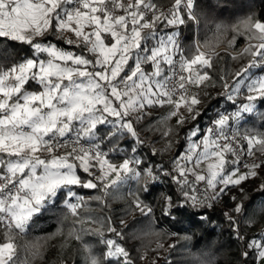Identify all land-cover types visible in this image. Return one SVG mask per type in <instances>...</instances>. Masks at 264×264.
Masks as SVG:
<instances>
[{"label": "snow or ice", "instance_id": "snow-or-ice-1", "mask_svg": "<svg viewBox=\"0 0 264 264\" xmlns=\"http://www.w3.org/2000/svg\"><path fill=\"white\" fill-rule=\"evenodd\" d=\"M200 7V0L167 7L160 0H0V264L41 255L39 242L19 240L59 204L73 218L68 236L79 242L82 264H135L125 244L136 233L123 230V217L118 228L111 215L96 214L93 203L103 211L131 197L129 210L151 221L148 200L158 193L162 215L180 223L264 170L256 155H264V17L254 11L216 25L217 39L233 33L230 49L238 36L246 41L232 60L250 57L231 83L230 72L219 77L231 110L189 128L167 164L153 160L154 147L143 154L141 132L163 139L172 118L178 128L196 121L201 94L216 85L210 70L218 53L207 41L182 43L183 27L200 23ZM157 109L166 111L153 119ZM256 193L247 204L246 195L230 197L236 216L224 213L242 242L239 225L264 213V183ZM245 247V261L264 262V231ZM189 264L214 261L192 253Z\"/></svg>", "mask_w": 264, "mask_h": 264}, {"label": "trees", "instance_id": "trees-1", "mask_svg": "<svg viewBox=\"0 0 264 264\" xmlns=\"http://www.w3.org/2000/svg\"><path fill=\"white\" fill-rule=\"evenodd\" d=\"M160 3L166 7L169 6L171 0H160ZM201 7L198 10L201 14L199 25L189 23L184 26L182 31L185 39L182 41L185 45L194 43L199 40L201 43L207 41L211 48L210 51L218 53L213 60V68L210 70L216 79L215 87L208 88L207 95L201 94V104L197 106L202 115L197 117L196 121H190L183 127H177L176 121L172 118L168 121L169 127L173 128L172 134L167 138H161L159 132H141L143 139L147 144L143 148L144 155H151L154 147L158 155L153 157L155 162H167L171 157L182 150L184 141L182 139L184 133L196 123H200L203 127L207 124L210 117L215 114L216 109L220 105L231 106L230 101H226L219 93L217 88H222L219 77L225 71L230 72L227 80L229 81L235 76V72L246 65L250 57L242 56L237 60H232L228 51L220 47H228V41L231 40L233 33L229 30L223 33L217 39L216 25L233 24L239 16L246 15L249 11H254L258 15L264 17V0H200ZM246 41L244 37L238 36L233 46V51H239L245 47ZM13 50L9 49V53ZM15 55H23L24 53L18 48ZM166 109H157L152 113V118L162 115ZM259 111L264 112V107H260ZM256 127H259L261 121L253 118ZM169 140L171 148L163 151ZM259 159H264V155L256 154ZM260 174L245 181L239 187L232 190L238 191L234 196L237 202L244 199L246 195L248 199L244 200L247 204L256 197V190L264 183V170H259ZM240 188H243L241 193ZM161 190H166L162 186ZM82 195L90 194L89 190H81ZM156 196L150 197L148 203L153 208L152 220L143 217L138 210H129L128 201L131 199H115L110 202L108 209L103 211L93 203V211L98 215H111L115 222V226L122 228L119 219L123 217L125 224L129 228L123 229L128 233H136L134 238L126 240L125 246L129 249L135 264H189L191 254H206L207 257L214 261V264H253L251 259L245 261L242 252L246 251V243L253 237L258 236L264 231V213H257L255 222L252 224H240V234L245 238L240 241L235 237L234 230L229 227V222L224 213L228 212L233 216L227 208H220L214 204L212 208H200L192 210L196 214L194 216L181 218L180 223L170 221L162 215L160 204ZM226 206L234 207V202L229 196L224 197ZM126 212L129 214L125 215ZM66 209L62 204L51 208L35 219V223L30 228L28 234L19 240L21 245L26 242H39L41 255L33 259L28 256L29 264H82V250L80 244L75 239L69 238L68 232L73 226V218L69 215L65 219ZM201 216L206 219L201 220ZM237 219H239L237 217ZM151 224V226H150ZM91 227H95L92 225ZM172 233H176L172 235ZM111 236V233H105ZM190 237V239H185ZM85 239L93 244L97 251L102 249V245L98 243L96 237H85ZM160 245H163L160 247ZM169 245H175L169 248ZM24 253L22 252V256ZM143 257V259H141ZM264 264V262H261Z\"/></svg>", "mask_w": 264, "mask_h": 264}, {"label": "rangeland", "instance_id": "rangeland-1", "mask_svg": "<svg viewBox=\"0 0 264 264\" xmlns=\"http://www.w3.org/2000/svg\"><path fill=\"white\" fill-rule=\"evenodd\" d=\"M222 49L228 51L230 54H235V53L240 52V50H239V51H233V50L228 49V48L225 47V46H224V47H220V48L218 49V51H221ZM231 51H233V53H232ZM234 77H235V76H234ZM234 77H232L228 82L231 83L232 80L234 79ZM217 90H219V93H220V94L224 91L223 88H217ZM242 100H243V96L238 97V102H241ZM228 107L231 109L232 105H231V106L228 105ZM185 115H187V113H185ZM174 120L176 121V118H175V117H174ZM237 192H238V191H234V190L229 191V192L227 193V195L222 196V197H221L216 203L218 204V206H219V205H220V206L224 205L225 208H227L228 210L231 211L232 208H231L230 206H226V204L224 203V197H226V196L232 197V196H234ZM129 198L131 199V197H129ZM220 208H221V207H220Z\"/></svg>", "mask_w": 264, "mask_h": 264}, {"label": "built area", "instance_id": "built-area-1", "mask_svg": "<svg viewBox=\"0 0 264 264\" xmlns=\"http://www.w3.org/2000/svg\"><path fill=\"white\" fill-rule=\"evenodd\" d=\"M167 7V6H166ZM183 36H184V34H183ZM232 53H233V51H231ZM225 108H228L229 110H231L228 106H224V105H220L217 109H220V110H223V109H225ZM216 109V110H217ZM214 116V115H213ZM243 170V169H242ZM215 205H217L218 206V204L217 203H215ZM218 207H223V205L222 206H218Z\"/></svg>", "mask_w": 264, "mask_h": 264}]
</instances>
